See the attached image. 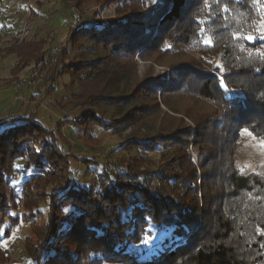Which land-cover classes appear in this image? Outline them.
<instances>
[{
	"label": "trees",
	"instance_id": "1",
	"mask_svg": "<svg viewBox=\"0 0 264 264\" xmlns=\"http://www.w3.org/2000/svg\"><path fill=\"white\" fill-rule=\"evenodd\" d=\"M66 1L61 0L65 9L78 11L87 10L89 2L69 0L74 5H68ZM30 10L34 17V9ZM96 17L95 13L81 17L70 40L81 55L68 64V45L59 50L49 47L38 32L30 37L27 31L21 39L23 23L19 24V36L7 51L17 58L15 74L33 65L41 69L36 75L42 80L49 77L52 85L58 76L70 77L79 90L72 85L59 101L64 105L57 109L81 108L80 115L68 123L76 129L88 124L105 132L137 127L153 114L159 92L169 110L193 125L166 141L160 136L135 137L120 145L118 154L134 146L138 155L123 163L112 151L99 162L84 159L86 174H96L92 186L76 180L72 161L58 147H31L29 137L44 132L37 124L17 123L0 130V213L4 206L9 212L14 205L8 193L15 195L25 187L21 197L25 201L32 183L46 180L56 207L61 212L67 208L70 215L64 221L49 216L43 233L49 240L44 246V239L33 246L28 262L66 258L65 251L75 247L77 257L86 244L104 252L108 249L113 259H132V264H264V177L242 175L234 163L241 130L264 139V0H164L148 12H130L121 18L115 14L105 22ZM4 18H0V31L6 26L12 30ZM201 34L205 35L199 42ZM207 38L212 43L199 50L200 60L171 66L170 79H146L127 93L115 84L124 79L121 59L134 62L137 54L146 60L157 52H192ZM88 52L104 56L88 61ZM214 58H219V64L211 65ZM114 84L117 91L110 87ZM177 96L211 103L214 109L181 113L171 102ZM102 105L115 108L117 115L107 118L97 113L95 108ZM171 144L179 146L171 147V159L157 167L150 163L153 154H162ZM79 159H75L78 166ZM20 172L28 173L27 177L16 181ZM36 196L33 190L30 198ZM149 226L156 228L157 235H151ZM146 233L150 239L144 251L131 254L128 250Z\"/></svg>",
	"mask_w": 264,
	"mask_h": 264
},
{
	"label": "rangeland",
	"instance_id": "2",
	"mask_svg": "<svg viewBox=\"0 0 264 264\" xmlns=\"http://www.w3.org/2000/svg\"><path fill=\"white\" fill-rule=\"evenodd\" d=\"M98 1V2H97ZM164 0H89L86 9L78 11L76 7L71 9H65L62 6L61 0H2L0 2V18L5 17L4 21L7 24L12 25L11 30L8 26L6 30L0 32V130L7 128L11 125H28L32 126L37 124L44 132L41 134H33L29 137L31 147L34 149H40L43 146L51 145L52 147H58L63 154L67 155L72 161V167L74 169L76 180L80 183L85 182L88 185H94L96 174H86V167L83 165L84 159L93 160L99 162L103 156L108 155L111 151L113 157L118 160V157L122 160V163L128 158L138 156L134 152V146H131L127 153H119L117 149L124 143H129L133 138L145 140L152 137H165L166 141L174 134H179L183 131L187 125H193L192 122L182 116V114L174 113L172 109H168L163 103L161 93H158V106L151 108L153 114L150 118H146L145 122L141 125L126 126L119 130H112L105 132L102 129H98L88 124L87 128H78L68 124L70 119H74L80 115L81 108L75 107L71 112H65L57 109V107L64 105L63 101L60 103L61 98L66 94L68 89L73 85L70 77L58 76L54 85L50 84L49 77L42 80L40 76H37V71L41 70L33 65L14 72V63L17 58L14 55L7 53L8 49L14 45V39L20 35L23 39L27 31H30V37L39 33V37L46 40L47 46L54 47L57 50L64 45H68L70 55H68L65 63L78 59L81 54L73 48L70 43L74 30L82 23L81 17L96 14V19L101 21H107V17L117 15L118 18L125 17L130 12H148L162 3ZM67 2V1H66ZM39 3V5L37 4ZM41 3V4H40ZM68 5H74L72 1L68 0ZM25 7V11L23 8ZM30 8L34 9V17L31 16L32 12ZM57 16L53 12H57ZM83 13V14H82ZM119 14V15H118ZM9 15V18L6 16ZM23 23V29L21 34L18 32L19 24ZM264 29V23L262 24ZM3 25L1 24L0 28ZM203 30V29H202ZM19 34V35H18ZM205 35V34H204ZM201 34L199 42L204 37ZM20 39V40H21ZM197 42V44L199 43ZM205 43H212L211 39H205V42L199 45H194L195 50L192 52L184 50H176V52L170 55H164L162 52L155 53L149 56L146 60L142 59L139 54L135 56L134 62L130 60L126 61L121 59L120 68L123 70L124 79L116 81L115 84H119L123 93L132 92L138 84L142 83L146 79H154L158 77H171V66H178L183 64L194 63L200 60L199 50ZM206 47L204 50H208ZM104 55H95L89 53L86 55L88 61H97ZM78 57V58H77ZM206 59H208L206 57ZM219 64V58L211 60V65ZM38 69V70H37ZM38 78L33 79L32 77ZM20 81V84L18 83ZM44 81V85L41 83ZM110 85L112 89L117 91V85ZM42 88L44 91H42ZM74 90H79L78 86L74 83ZM69 93V92H68ZM171 102L172 106L181 113L189 112L195 114L199 111L210 113L213 111L214 106L208 102H200L195 99H186L184 97H173ZM97 113H103L109 118V116L117 115V110L113 107L102 105L95 108ZM17 121L11 122L9 119L17 118ZM116 118V116H115ZM9 120L6 124L1 121ZM90 125V126H89ZM25 126V127H26ZM91 135V136H90ZM88 137V138H87ZM92 137V138H91ZM159 137V138H160ZM34 140V141H33ZM30 142L24 145L23 148L28 147ZM88 147H84V144ZM53 144V145H52ZM93 147V148H92ZM178 148L179 146L171 144L165 146L162 150L151 156L150 163L155 167L159 166L163 161L171 159L172 153L170 150ZM192 151V148H191ZM234 163L235 168L242 175H261L264 177V139L258 138L250 133L248 130L243 129L239 132V136L235 141L234 149ZM121 155L123 157H121ZM180 155V154H179ZM194 156V153L192 154ZM80 157L81 160L79 159ZM79 159L78 166L75 159ZM194 159V157H193ZM149 160V159H148ZM180 165L183 163L179 158L176 159ZM147 166H149V164ZM94 170V168H92ZM148 167L142 168L145 171ZM25 174V173H24ZM28 174V173H26ZM21 175L17 173L15 175L16 181L24 180L27 175ZM19 184V183H18ZM51 183L46 180H40L39 182H33L30 186L28 198L24 201V196L21 199L25 187L21 190L19 188L16 196L8 193V198L12 204V209L8 211L6 207H3L4 215L0 213V264H31L28 262V258L33 256V246L40 244L44 239V245L49 240V235L45 233V225L53 216L64 220H69L70 215L68 209H62L56 207L54 197L51 196ZM19 187V186H18ZM33 188V189H31ZM36 191L39 196L30 198L31 192ZM22 191V192H21ZM28 192V190H27ZM17 200V201H16ZM50 201L52 204H50ZM50 209V210H49ZM151 235H157L156 228L149 226ZM154 231V232H153ZM150 236L147 233L141 239L138 244L132 245L128 250L131 254L142 252L143 245L149 241ZM83 244L80 247V252L76 257L75 247L72 250L65 251L66 258H47L43 257L38 264H132V259L119 258L114 259L109 256L108 249L104 250L101 247H90ZM79 251V250H78ZM74 253V254H73ZM74 255V256H73ZM49 261V262H48Z\"/></svg>",
	"mask_w": 264,
	"mask_h": 264
},
{
	"label": "built area",
	"instance_id": "3",
	"mask_svg": "<svg viewBox=\"0 0 264 264\" xmlns=\"http://www.w3.org/2000/svg\"><path fill=\"white\" fill-rule=\"evenodd\" d=\"M3 30H5V28H3L0 32H2Z\"/></svg>",
	"mask_w": 264,
	"mask_h": 264
},
{
	"label": "snow or ice",
	"instance_id": "4",
	"mask_svg": "<svg viewBox=\"0 0 264 264\" xmlns=\"http://www.w3.org/2000/svg\"><path fill=\"white\" fill-rule=\"evenodd\" d=\"M250 39H251V37H250Z\"/></svg>",
	"mask_w": 264,
	"mask_h": 264
}]
</instances>
